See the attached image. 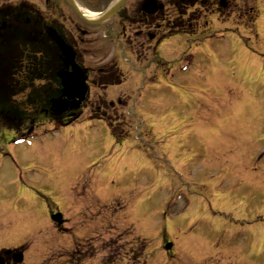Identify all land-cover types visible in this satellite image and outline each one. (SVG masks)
I'll return each mask as SVG.
<instances>
[{"label":"rangeland","instance_id":"obj_1","mask_svg":"<svg viewBox=\"0 0 264 264\" xmlns=\"http://www.w3.org/2000/svg\"><path fill=\"white\" fill-rule=\"evenodd\" d=\"M21 1L49 12L44 0ZM58 2V19L90 70L89 101L77 121L57 129L44 121L24 143L11 145L13 130L1 129L0 248L28 247L27 256L40 260L24 264H76L49 261L67 256L83 264H211L219 248L234 259L221 264H264V11L262 38L228 33L216 59L198 56L170 87L148 65L155 53L135 50L123 36L130 33L123 16L136 0L99 26ZM77 2L93 13L113 4ZM180 40L164 44L159 57L177 60ZM115 59L125 81L95 86L97 72ZM102 116L132 134L116 144L104 121L90 119ZM83 198L84 253L41 247L44 239L69 249V229L59 232L50 210L68 218ZM168 240L171 254L163 246Z\"/></svg>","mask_w":264,"mask_h":264},{"label":"flooded vegetation","instance_id":"obj_2","mask_svg":"<svg viewBox=\"0 0 264 264\" xmlns=\"http://www.w3.org/2000/svg\"><path fill=\"white\" fill-rule=\"evenodd\" d=\"M151 1L155 7L153 13H147L145 6ZM48 13L45 15L40 9L30 6L27 1L0 0V109L9 110L11 100L24 103L30 96L28 93L38 85L33 76L32 67L27 65L33 54L40 52L42 40L49 37L48 28L61 33L72 46L63 22L58 19V0H44ZM134 11L129 16H123V24L129 25L130 33H124V38L132 42L135 50L144 53L161 51L164 44L178 41L183 56L191 55L198 59L218 57L220 54V39L223 36L222 25L231 23L232 33L243 37L242 32L256 40L263 37L258 20L264 11V0H136ZM226 29H228L226 27ZM256 31V32H255ZM46 41L50 42L48 39ZM129 42V43H131ZM38 49V50H37ZM53 61L58 62L57 48L53 45ZM39 55V53H38ZM182 56V57H183ZM156 67H163L161 60L152 61ZM58 65L52 67L51 74H57ZM42 69V67H39ZM56 79V77H55ZM43 85L44 83L41 82ZM91 85V80L89 79ZM53 88L55 82L47 84ZM41 86V85H39ZM26 89V91L24 90ZM39 101L40 99H36ZM23 107V106H21ZM28 111L27 109H25ZM4 113V112H3ZM26 119L33 117L32 113L25 114ZM7 119V117H5ZM229 199V198H227ZM78 209L71 218L64 221L62 226L53 225L56 229L68 228L71 237L69 249L53 245L50 240L39 244L44 249L48 245L53 253L64 255V250L79 255L89 246V202L81 200ZM60 210L51 211V214ZM69 223H71L69 225ZM64 225H69L64 226ZM31 227V226H29ZM38 226L35 224L34 229ZM209 242L206 243L208 245ZM48 250V249H46ZM27 248H0L1 264H24L25 261H40L28 257ZM22 253V262L17 263V254ZM194 253L196 248L194 247ZM229 252L223 253L219 248L215 261L211 264H221L223 261H234ZM68 255V252L66 253ZM53 259V260H52ZM49 261H74L83 264L85 259L72 257H55ZM209 261H188L183 264H209ZM170 262L169 264H171Z\"/></svg>","mask_w":264,"mask_h":264},{"label":"trees","instance_id":"obj_3","mask_svg":"<svg viewBox=\"0 0 264 264\" xmlns=\"http://www.w3.org/2000/svg\"><path fill=\"white\" fill-rule=\"evenodd\" d=\"M44 51V50H43ZM57 55L60 56V53L57 52ZM54 59L53 53H43L42 57L34 56L30 61L28 62L29 66L32 67L33 76L37 80H44L45 79H51L50 77L52 74L49 71V68L55 67L56 65L61 66V60H58V62L52 61ZM109 67L106 69L104 68V71H101L100 77L101 81L99 82V85H103L104 87L112 86V85H119L124 81V75L122 71L119 69L117 64L112 61L109 63ZM37 67V69L35 68ZM39 67H42L39 68ZM57 83V81H54ZM57 83L53 88L47 87L46 85H35L33 89L30 90L28 95L30 98H28L24 103H16L11 100L8 109L9 110H3L0 109V140L3 138L4 132L1 131L3 127H7V129H15V131L19 127H23L25 125H31L33 123H41L44 120H49L50 122H53L57 126H65L71 124L75 119L74 118H56L52 111L49 104V95L51 93L57 92L58 88ZM59 86V85H58ZM36 99H40L37 101ZM122 106V104H120ZM21 106H24L26 110H22ZM4 112V113H3ZM32 113L33 117L26 119L25 114L26 113ZM7 117V119H5ZM97 119L104 120L111 131V134L117 144L122 143L128 136H129V128H124L120 123L118 127H114L111 120L107 119L105 117H98Z\"/></svg>","mask_w":264,"mask_h":264},{"label":"water","instance_id":"obj_4","mask_svg":"<svg viewBox=\"0 0 264 264\" xmlns=\"http://www.w3.org/2000/svg\"><path fill=\"white\" fill-rule=\"evenodd\" d=\"M67 1L82 19L93 25H100L110 19L126 0H117L110 8H108L104 13L100 14L96 19L86 18L79 10L75 0ZM49 34L60 47L63 55V61L67 67L66 70L59 73L63 86L62 94L59 97H55L51 100L54 113L61 115L68 111L79 109L82 105V102L86 99L89 90V86L87 84L88 70L86 68L80 67L77 64L76 52L55 30L50 29ZM70 67L72 68L71 71H69ZM52 218L59 224L62 223L61 214L53 215ZM171 247L172 244L166 245L167 249H170Z\"/></svg>","mask_w":264,"mask_h":264},{"label":"bare ground","instance_id":"obj_5","mask_svg":"<svg viewBox=\"0 0 264 264\" xmlns=\"http://www.w3.org/2000/svg\"><path fill=\"white\" fill-rule=\"evenodd\" d=\"M79 10L83 13V15L89 19L90 18H95L97 14L89 11V9L85 8V6H82L80 3H78Z\"/></svg>","mask_w":264,"mask_h":264}]
</instances>
